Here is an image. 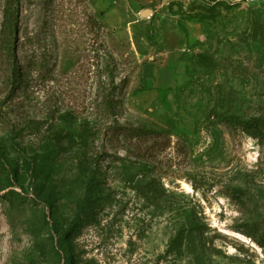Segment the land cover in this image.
<instances>
[{"label": "rangeland", "instance_id": "obj_1", "mask_svg": "<svg viewBox=\"0 0 264 264\" xmlns=\"http://www.w3.org/2000/svg\"><path fill=\"white\" fill-rule=\"evenodd\" d=\"M19 9L0 53V264H264V134L224 121L264 117V0ZM85 157L100 169L76 218Z\"/></svg>", "mask_w": 264, "mask_h": 264}, {"label": "trees", "instance_id": "obj_2", "mask_svg": "<svg viewBox=\"0 0 264 264\" xmlns=\"http://www.w3.org/2000/svg\"><path fill=\"white\" fill-rule=\"evenodd\" d=\"M19 13V0H0V53L4 57H13L14 52L12 39L14 38L17 31ZM93 23H95V21ZM100 71V74L105 75V80H102L98 83L97 87L100 88V95H98V97L100 98V103L103 105V107L107 109V111L112 112V109L115 105L113 93L117 88V84L115 82L117 67L115 63L107 60L101 66ZM13 75H15L16 79L19 75L22 76V73L15 71ZM12 82H14V79L12 80ZM224 121L230 125L241 127L248 134L254 137L262 136L264 134V117L261 116H254L250 118H239L237 116H229L225 117ZM139 130L143 131V129ZM99 169L100 164L98 158H92L90 160L88 157H85L79 162V170L80 172L87 174V181L85 185L84 195L77 206V211L75 215L76 218L83 213L86 206L92 200L94 185L97 181V173ZM30 174L31 176H33L32 170ZM37 188L38 187L35 185V192H38ZM232 191L237 194L240 191V188H232ZM50 199L51 194L49 192H46L44 197V203L46 207H48ZM73 223H75V218L73 220ZM70 230L71 229H69V231Z\"/></svg>", "mask_w": 264, "mask_h": 264}, {"label": "water", "instance_id": "obj_3", "mask_svg": "<svg viewBox=\"0 0 264 264\" xmlns=\"http://www.w3.org/2000/svg\"><path fill=\"white\" fill-rule=\"evenodd\" d=\"M150 9H148V8H145V9H143L142 11H141V15H148V13H150Z\"/></svg>", "mask_w": 264, "mask_h": 264}, {"label": "built area", "instance_id": "obj_4", "mask_svg": "<svg viewBox=\"0 0 264 264\" xmlns=\"http://www.w3.org/2000/svg\"><path fill=\"white\" fill-rule=\"evenodd\" d=\"M248 2H254V1H256V0H247Z\"/></svg>", "mask_w": 264, "mask_h": 264}]
</instances>
